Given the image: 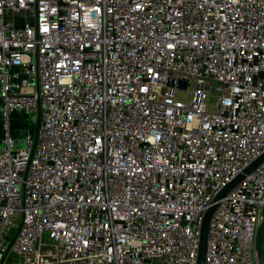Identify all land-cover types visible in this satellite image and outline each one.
Instances as JSON below:
<instances>
[{
  "label": "built area",
  "instance_id": "obj_1",
  "mask_svg": "<svg viewBox=\"0 0 264 264\" xmlns=\"http://www.w3.org/2000/svg\"><path fill=\"white\" fill-rule=\"evenodd\" d=\"M0 116V264H259L264 0H0Z\"/></svg>",
  "mask_w": 264,
  "mask_h": 264
},
{
  "label": "water",
  "instance_id": "obj_2",
  "mask_svg": "<svg viewBox=\"0 0 264 264\" xmlns=\"http://www.w3.org/2000/svg\"><path fill=\"white\" fill-rule=\"evenodd\" d=\"M181 84L185 85V81H181ZM264 161V153H262L258 158H256L247 168H245L243 173H240L233 181H231L218 195L217 198H221L225 196V194L233 188L243 177L245 173H249L254 170L261 162ZM215 204L212 205L205 213L202 225H201V233H200V245H199V253H198V261L197 264H205V252L207 245V237H208V228L211 216L215 209ZM258 260L259 264H264V221L260 227L259 238H258Z\"/></svg>",
  "mask_w": 264,
  "mask_h": 264
},
{
  "label": "rangeland",
  "instance_id": "obj_3",
  "mask_svg": "<svg viewBox=\"0 0 264 264\" xmlns=\"http://www.w3.org/2000/svg\"><path fill=\"white\" fill-rule=\"evenodd\" d=\"M178 95L183 100H187L189 97L187 92H181ZM207 102L210 106H213L214 104L213 98L211 96L208 97ZM8 120L10 122V127L13 125L14 133L16 137L18 138L17 140L18 144L16 145L21 146L22 139L25 135V134L23 135L25 129H27L28 127H31L32 125H33V128L35 127L36 117L34 116L33 113L30 114V112H24V111L19 112L18 110H15L12 113V115L9 116ZM4 121H5L4 117L0 116V145L3 144ZM9 260L5 264H20L18 260H16L15 262H12V258H10Z\"/></svg>",
  "mask_w": 264,
  "mask_h": 264
}]
</instances>
